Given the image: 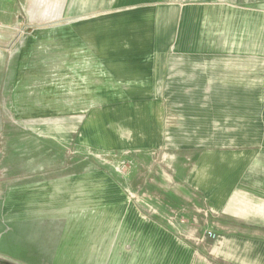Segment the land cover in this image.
Returning <instances> with one entry per match:
<instances>
[{"label":"crops","instance_id":"1","mask_svg":"<svg viewBox=\"0 0 264 264\" xmlns=\"http://www.w3.org/2000/svg\"><path fill=\"white\" fill-rule=\"evenodd\" d=\"M17 43L15 66H0V259L264 264V0H0V55ZM61 102L80 119L68 133L82 154L156 153L172 165L202 139L205 110L210 134L214 117L238 120L225 133L247 135V159L220 162L218 147L193 144L211 158L190 178L173 174L211 184L213 208L191 216L135 176L130 185L61 157ZM200 220L221 237L205 245Z\"/></svg>","mask_w":264,"mask_h":264},{"label":"rangeland","instance_id":"2","mask_svg":"<svg viewBox=\"0 0 264 264\" xmlns=\"http://www.w3.org/2000/svg\"><path fill=\"white\" fill-rule=\"evenodd\" d=\"M19 41V40H18ZM21 41V40H20ZM19 43V42H18ZM18 43L16 45V49L14 48L13 51L10 53H4L0 55V66H15V60H11L12 56L17 57V52L19 50ZM10 54V55H9ZM14 64V65H13ZM14 70L10 72V74H14ZM57 73V72H56ZM45 75H50V72H44ZM59 74V72H58ZM11 77V76H10ZM51 78V76H49ZM48 77V79H50ZM52 105H57L55 103L47 102L45 104V108L51 109ZM67 102H61L59 104V110L60 111V118L58 120H54V123L59 125V128L61 130L60 135V144L61 147L64 149L61 152V157L66 155V158H72L71 160H74L75 162L79 161H88L90 164V167L92 169H98L104 172H107L108 174H122L129 176V182L131 185V177L135 176L134 178L136 187L138 186L140 190H155L159 193L160 199L157 198L156 201H164L167 203L170 207H175V198L179 199L181 201L182 206H186L189 215H194L195 210L197 209V212H200L203 210L204 212L209 211V209H212L213 206L211 204V199H209V194L207 193V188L211 184L207 183H196V182H184L183 178H190L187 175H190L192 171L195 169V160H198L199 157L204 154L205 159L211 158V155L213 154L211 151L203 152L201 149H208L211 147H218V151L216 154V159L220 160V162H223L221 160H229V159H236V160H244L247 159V135H239L238 133L233 135V133H225V132H231V128L234 126H239L238 120H234V118H231L230 120L225 117H214V124L218 125L219 128V135L210 134L207 132H210V119L211 117H208L206 111L204 110V120L202 123H198L197 125L203 130L204 134L201 137H198L197 140L193 139H187V141L184 143V148H182L177 153H181L179 156L182 158V160L175 161L172 165L161 163V160H163V154L157 155L150 154L149 153H134L133 155H126V154H104L107 156H104L102 158L99 157V154H96L95 152H91L90 154H82L80 152L75 151L76 149V140L75 137L77 136L75 133H73L72 138L70 140L69 136V129H77L78 127V116L76 118H70L69 115L72 114V111H68L67 108ZM204 109V108H203ZM48 111V110H47ZM77 113V112H76ZM47 115V114H45ZM69 116V117H68ZM34 120L28 119V120H14L12 118L11 124L12 127H29L34 126L36 123L33 122ZM58 121V122H57ZM38 124H42L44 127H51L52 120L44 118L43 120H38ZM9 126V124H7ZM194 126L196 124H193ZM228 127V128H227ZM24 131H19L18 137L23 134ZM21 133V134H20ZM193 144H196L197 146H202V148L197 149V146H194ZM137 154V155H136ZM88 156V157H87ZM197 158V159H192ZM192 159V160H191ZM210 161V160H209ZM87 163V162H86ZM184 169L186 173H184V177H174V172L179 169ZM170 170V172H169ZM236 176L238 178V175H240L239 171H236ZM226 174V172H223ZM222 185V183H220ZM219 184V185H220ZM241 185V183H236V186ZM175 197V198H172ZM161 207H163V204H161ZM191 219V217H189ZM192 221H190L191 223ZM200 223L203 224L202 229H200L198 232L199 234H204V244L206 245L209 240H216L220 236V234L223 233V230L216 229L215 226H212L211 222L208 223H202L200 220ZM199 224V223H198ZM225 232H228V230L225 229ZM220 233V234H219ZM233 233V232H232ZM240 234L244 237H247V228L239 230L235 235Z\"/></svg>","mask_w":264,"mask_h":264},{"label":"water","instance_id":"3","mask_svg":"<svg viewBox=\"0 0 264 264\" xmlns=\"http://www.w3.org/2000/svg\"><path fill=\"white\" fill-rule=\"evenodd\" d=\"M0 264H15V263L9 262L7 260L0 259Z\"/></svg>","mask_w":264,"mask_h":264}]
</instances>
